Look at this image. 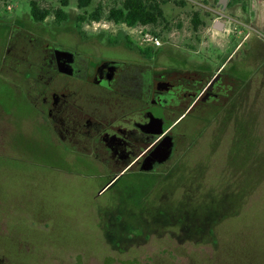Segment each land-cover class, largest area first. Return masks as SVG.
I'll list each match as a JSON object with an SVG mask.
<instances>
[{
	"label": "rangeland",
	"instance_id": "rangeland-1",
	"mask_svg": "<svg viewBox=\"0 0 264 264\" xmlns=\"http://www.w3.org/2000/svg\"><path fill=\"white\" fill-rule=\"evenodd\" d=\"M121 1L92 0L87 11ZM158 1L156 26L85 22L80 32L76 0L60 26L52 15L34 23L30 0L0 1V103L10 117L0 131V264H264V0H228L224 10L218 0ZM144 34L162 44L151 60L138 52ZM55 46L82 56L85 86L51 68ZM104 59L135 76L144 68L151 87L166 70L180 85L174 108L104 99L89 79ZM212 79L204 99L189 98ZM66 90L81 93L71 109L94 122L129 125L148 109L174 136L172 157L143 171L116 163L92 133L87 146L55 142L35 113L52 122L54 93Z\"/></svg>",
	"mask_w": 264,
	"mask_h": 264
},
{
	"label": "flooded vegetation",
	"instance_id": "flooded-vegetation-1",
	"mask_svg": "<svg viewBox=\"0 0 264 264\" xmlns=\"http://www.w3.org/2000/svg\"><path fill=\"white\" fill-rule=\"evenodd\" d=\"M47 61L51 68L60 72V74L72 78H88L87 67L84 64L85 60L79 54L55 46L52 48ZM122 69L123 66L121 62L105 60L98 64L94 76L89 79H92L93 82L99 83L100 85L111 87L110 84L113 79L119 75V80L114 86L118 94L137 95L135 97L143 100H149L150 97H152L150 103L158 106H163L168 103L169 105L171 104L170 102L174 98L173 92L165 91L163 89L165 86H162L160 83H156L155 87H151L148 79L149 75H147L144 68L141 67V70H139L136 76L132 72ZM213 81L214 79H212L202 92L195 97V102L205 98ZM123 83L128 86L126 89L123 88ZM70 94L71 93H68L67 90L61 92L60 96L59 94L56 96L54 93L55 96L52 105L55 109L51 108L49 114L53 122L64 124L66 121L69 123L67 125L69 128L65 129V131L70 138L74 140L78 135V131H81L79 128V120L82 117L73 116L72 111H70L72 110L71 105L73 104H70L72 100L68 98ZM150 115L152 114L147 109L143 114L144 121L130 123L129 125H126V123L101 125L86 120L84 123L87 125L88 134H86L88 136L94 134L93 136L98 137L106 146L110 152V156L116 163H126L125 166H139L141 170L142 167L148 166L150 168L148 171H154L157 167L170 160L175 149V140L174 136L170 134L169 128H163V133L161 135L152 134L151 132L155 127L148 125ZM154 117L160 118L157 116ZM107 129H109L111 133H108L106 131ZM168 137L171 138V141L167 140ZM138 142H142L145 148L137 151ZM167 145L172 146L167 148ZM166 150L170 153V158L161 161L162 155Z\"/></svg>",
	"mask_w": 264,
	"mask_h": 264
},
{
	"label": "trees",
	"instance_id": "trees-1",
	"mask_svg": "<svg viewBox=\"0 0 264 264\" xmlns=\"http://www.w3.org/2000/svg\"><path fill=\"white\" fill-rule=\"evenodd\" d=\"M91 3L92 0H76V8L81 11L76 16L75 23L79 32L85 22L99 23L106 21L114 24H123L129 28L138 27L144 29L156 26L164 21L160 1L158 0H122L119 4L112 5L107 9L98 4L92 11L88 12L87 8ZM29 5L30 18L34 23H43L50 15L53 16V23L56 26H60L68 19V14L65 11V8L68 7V0H60V7L54 10L41 8L34 0H30ZM197 23L198 20H194V24L197 25ZM138 51L148 59H151L154 54L152 52L153 49L149 48L143 49L140 47Z\"/></svg>",
	"mask_w": 264,
	"mask_h": 264
},
{
	"label": "crops",
	"instance_id": "crops-1",
	"mask_svg": "<svg viewBox=\"0 0 264 264\" xmlns=\"http://www.w3.org/2000/svg\"><path fill=\"white\" fill-rule=\"evenodd\" d=\"M214 24H215V22L212 24V27L214 26ZM224 27V31H226V26L224 25L223 26ZM135 28H137L138 29V27H135ZM135 28H132V29H135ZM143 28H139V30L141 31ZM224 39V38H223ZM222 42H224V40H222ZM129 49V48H128ZM66 50V49H65ZM71 52V51H70ZM139 52V51H138ZM143 56V55H142ZM153 57V56H152ZM151 57V58H152ZM145 59H148V58H146V57H144ZM106 59H104V60H102V61H105ZM148 60H151V59H148ZM109 61H111V60H109ZM112 61H114V60H112ZM117 62V61H116ZM122 64L124 63V62H121ZM194 65H196V64H194ZM161 73L163 72V73H165V76H163V78L161 77V73H159L158 74V76H159V78H158V80H157V83H160L162 86H165V87H163V89L165 90V91H172L173 93L172 94H174V98H173V100L170 102L171 104L169 105V103L168 104H164L163 106L161 105V107H168V108H171V106L174 108V105H176V101H177V99H178V96L177 95H179V93H178V91L176 90L178 87H180V85H173L170 81H169V77H166V75L168 74L167 73V71L166 70H164V69H162L161 71H160ZM147 74H149V71H147ZM76 79V81H74V82H80V83H82L84 86L88 83L87 82V79H83V78H75ZM93 84H94V87H97V88H99L100 90H102V91H104V93L103 92H100V94H104V95H106L107 97L106 98H104V99H107V100H111V99H113V104H115V102H114V100H118L119 98V94L115 91H112L111 90V87H106V86H104V85H100L99 83H96V82H93ZM208 85V84H207ZM207 85H205L204 86V88L207 86ZM79 88H82V87H79ZM182 88V87H181ZM183 91V90H182ZM69 93V92H68ZM71 94L69 95V97L68 98H70L71 100H76V99H79L78 98V96L81 94L80 92H77V91H74V93L73 92H70ZM184 93H189V92H187V91H185ZM200 93V92H199ZM199 93H197V94H194V93H190V96H189V98H192L193 96H194V99H195V97L199 94ZM77 95V96H74V95ZM3 95V94H2ZM77 97V98H76ZM120 97H122V96H120ZM100 98V97H99ZM99 98H92V100L93 99H95V100H97L98 101V99ZM124 99H125V97H123ZM3 99V97L2 98H0V100H2ZM2 102H3V100H2ZM2 102L0 103V105L2 104ZM3 105V104H2ZM0 106V110H1V113H0V120H3V123H1L0 122V131L2 132V131H7V130H9L10 129V123L9 122H5V116H8L9 117V115H5V114H3V113H5V110H3V106ZM97 105H99V103L97 104ZM116 105V104H115ZM118 106V105H117ZM185 107H186V105H185ZM32 108V111L35 113V111H34V108H33V106L31 107ZM70 111H72V113H73V116L74 115H76L77 117H82L81 119L83 120H90L91 121V119H85L84 117H86V114L84 113V111H83V108L82 109H80V108H76V109H72V110H70ZM127 111V110H126ZM70 113V112H69ZM69 113H68V118H69ZM126 114H128V113H126ZM126 114H124V115H126ZM38 114L37 113H35V117H36V123L37 124H39L41 127H44L46 130H48L49 132H50V134H51V136L53 137V139H54V141L55 142H62V143H65L66 144V142L68 143V142H70V141H73L72 143V145H70V143L68 144L69 145V147H76L78 144H80V146H87L88 144H86V141H89V140H91V138H92V135L91 136H88L87 134H86V131H85V129L87 130V125L86 124H82V122H80L79 123V128L82 130V131H84L83 132V134H82V132L81 131H78L79 133H78V135L74 138V140H72V138H70V136L68 135V133L65 131V129H68L69 127L67 126L69 123L68 122H64V124H60V123H56V122H41V121H39L38 119V116H37ZM1 116H3V117H1ZM99 116L102 118V117H104L101 113L99 114ZM71 117V116H70ZM91 117V116H90ZM48 118L50 119V120H53L52 119V117H51V115L48 113ZM9 119H10V117H9ZM96 120H98V117H96L95 118ZM159 119H161V118H159ZM38 120V121H37ZM68 120V119H67ZM162 120V119H161ZM117 121V120H116ZM116 121H114L113 123H110V124H108V125H114V124H117L118 122H116ZM91 122H93V123H98V124H101V125H107V124H103V123H99V122H94V121H91ZM162 122H163V120H162ZM124 124V123H123ZM86 125V126H85ZM83 128H84V130H83ZM168 128V127H167ZM4 136H5V133L3 134V135H0V142H3V139H4ZM95 137V136H94ZM75 142V143H74ZM82 154V153H81ZM86 155H88L87 153H85ZM93 154H96V153H93ZM97 161L99 162V163H101L100 162V160L99 159H97Z\"/></svg>",
	"mask_w": 264,
	"mask_h": 264
},
{
	"label": "water",
	"instance_id": "water-1",
	"mask_svg": "<svg viewBox=\"0 0 264 264\" xmlns=\"http://www.w3.org/2000/svg\"><path fill=\"white\" fill-rule=\"evenodd\" d=\"M228 0H218V3L221 5L222 10L226 8ZM215 29L221 30L223 28V24L221 22H215L214 26ZM148 125H152L155 127V129L151 132L154 135H161L163 133V122L161 119L154 117L153 115H150ZM167 140L171 141V138L168 137ZM172 145H167V148H170ZM170 158V153L166 150L165 153H163L161 161L168 160ZM143 171H148L150 168L148 166L142 167Z\"/></svg>",
	"mask_w": 264,
	"mask_h": 264
},
{
	"label": "built area",
	"instance_id": "built-area-1",
	"mask_svg": "<svg viewBox=\"0 0 264 264\" xmlns=\"http://www.w3.org/2000/svg\"><path fill=\"white\" fill-rule=\"evenodd\" d=\"M142 43L144 44L143 46L144 48H151V49H157L162 45L159 38L148 34L143 35Z\"/></svg>",
	"mask_w": 264,
	"mask_h": 264
}]
</instances>
